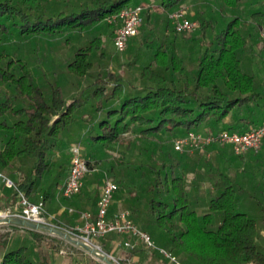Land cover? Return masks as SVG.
Returning <instances> with one entry per match:
<instances>
[{
	"label": "trees",
	"instance_id": "obj_1",
	"mask_svg": "<svg viewBox=\"0 0 264 264\" xmlns=\"http://www.w3.org/2000/svg\"><path fill=\"white\" fill-rule=\"evenodd\" d=\"M158 1L167 13L190 0ZM212 1L216 15L197 14L199 30L188 39L198 46L195 69L189 70L178 53L177 33L168 20L171 34L152 41L149 34L144 36L145 51L138 49L129 63H140V74L132 82L109 64L116 59L107 54L104 37L114 41L116 26L109 22L114 15L150 0H0V88L4 91L0 172L14 179L32 203L36 199L53 202L60 197L69 170L57 166L53 156L81 122L86 130L82 156L90 169L104 168L110 176L127 167L138 172L140 192L131 194L134 221L181 262L264 264V199L252 205L253 197L240 178L220 172L209 189L208 212L199 215L193 204L203 182L201 162L174 150L175 140L202 128L204 133H247L264 124V85L258 74L243 68L247 49L252 40L258 42V29L264 24V0ZM246 3L253 6L248 12L254 25L240 16L226 17V11ZM142 17L141 29L151 19L146 11ZM209 30L216 33L206 40ZM135 37L129 40V50L136 48ZM73 46L60 62L77 81L71 82L76 91L68 100L50 59L56 48ZM116 147L118 158L109 164V153ZM132 150L142 156L136 164L126 162ZM215 152L225 156L223 151ZM239 173L247 174L242 169ZM188 174L195 176L190 187ZM102 179V174L86 175L81 192L74 196L79 202L68 203L73 197L62 201L95 215L100 191H90L89 186L99 185ZM5 190L13 205L18 193ZM57 219L58 227L62 228L61 222L74 228L79 215L65 211ZM8 227L26 236L4 242L0 264H54L36 248L45 234ZM132 252L139 264L151 258L163 263L158 253L148 255L140 246Z\"/></svg>",
	"mask_w": 264,
	"mask_h": 264
},
{
	"label": "rangeland",
	"instance_id": "obj_2",
	"mask_svg": "<svg viewBox=\"0 0 264 264\" xmlns=\"http://www.w3.org/2000/svg\"><path fill=\"white\" fill-rule=\"evenodd\" d=\"M146 8V12L150 13V23L149 25H144L142 29H140V33L135 37L137 44L136 48L134 47L132 50H129L130 44L128 42L127 49L123 53H119L116 51L114 43L110 40L104 37V46L105 50L108 55L114 56L115 61L110 62L109 64L112 65V68L121 71L123 77L127 81H134L136 78H138L140 74V63H136L134 65L129 66V63H132L134 58L136 57V51L138 49H141V52L145 51V46L142 45V40L144 36L149 34V40H160L164 34H171V27H166L167 21L169 19V15L172 13L170 12H164V10L161 8L160 3L158 0H150V3H142ZM187 12V17L192 21L196 22L195 18L197 14H200L201 16H206L209 18L210 16L216 15V4L212 0H190L183 6ZM253 6L249 3L243 4L240 7H238L236 10L233 11H226V17L230 18L233 16H240L243 21L246 22L247 25H254V23L251 22V15L250 12H248ZM171 22V20H170ZM198 24V23H197ZM263 27L258 29V42L253 43V40L251 41L250 48L247 49V56L244 58V65L243 68L246 72H254L258 74V79L262 82V85H264V60L261 58L264 56V48H263V42L260 37V33L262 31ZM199 30V24L197 26V29L192 33H177L176 37V45L178 53L185 59L186 65L189 70H194L196 67V51L198 49L197 44L194 42L188 41V39L193 36L194 34H197L196 32ZM249 32V31H247ZM216 33V31L211 32L210 30L205 36L206 40H210L212 36ZM197 37L199 35H196ZM255 42V41H254ZM59 46V45H58ZM35 46L30 47V50L33 54L36 55ZM252 47V51H251ZM194 48V49H192ZM74 50L73 47L67 48H56L55 49V55L52 57L51 60V67L56 71L57 73V79L62 82L63 86V92L65 95V98L70 100L71 94H73L76 89L71 85V82L75 83L77 82L75 78L69 76L66 74V71L64 68L60 65V62L68 56L69 53H72ZM45 51V50H44ZM46 60H49L48 54H45ZM37 65V64H36ZM123 66V68H122ZM43 67V65H42ZM46 70V67H43ZM48 77L53 80L51 77V74H48ZM3 89L0 88V100L3 97ZM85 125L83 123H79L74 129L70 132V136H67L64 140V145L61 147L60 150H58L55 155L53 156V161L56 162V165H64L66 169H69L71 158L70 154V148L72 146H80L82 150V155L86 153V147L83 143H81V140L84 137L85 134ZM200 132L204 133L205 128H202ZM216 147H211L207 149L205 152H189L186 153V155L192 159V160H200V166L199 169L203 171L202 179L203 182L200 186L199 192H198V201L194 202L193 209L197 211L199 215H203L208 212V201H209V189L211 188L212 183L216 182L219 178L220 172H225L227 174H231V171H227L230 169V162L232 158H238L234 155H231V150L227 146L222 145H214ZM118 148L116 147L112 149L109 153L108 162L109 164L113 163L112 158L116 157L118 158ZM120 149V148H119ZM216 150H220L225 152V157L228 158V161H218L216 160ZM142 159V156L138 155V150H132L129 151L126 157V162H132L133 164H136ZM238 160V159H237ZM205 164V165H204ZM227 165V166H226ZM203 166V167H202ZM138 172L134 171L131 167L123 168L120 170H115V175L110 176L104 168H97L91 172H89L87 175L91 174H102L103 179L101 180V183L97 186L90 185L89 190L93 191L94 188H98V190L101 193V188L105 179V176L112 179L116 184L118 183V180H121L123 183L117 184L118 186V192L116 193L114 197V208H111L110 206V214L117 212V210L121 211H129L131 213V218L133 223L139 227V225L134 221V214H133V199L131 198V194L135 195L140 192V188L138 186L140 178L138 177ZM16 175L19 177L20 172H16ZM236 175H232V177H235ZM245 176H242L244 178ZM187 182L188 186L190 187L191 182L194 180L195 176L194 174H188L187 175ZM143 179V178H142ZM14 182H16L14 179H11ZM84 186V185H83ZM81 192V191H80ZM79 192V193H80ZM78 193V194H79ZM77 194V195H78ZM194 196V194H193ZM60 200H62L61 197H59ZM37 203L41 202L40 199L35 200ZM79 199L72 198L69 200L68 203H78ZM10 201L5 204L3 201L0 200V211H3L7 208H9ZM68 207V206H66ZM46 209L49 214L53 216V213L51 210L49 211V207L46 206ZM68 209H72V214H80V212H91L90 209H81L77 210L75 206H69L65 211H68ZM55 210V209H54ZM70 212V211H69ZM97 212V210H96ZM56 220L57 217L53 216ZM80 224V218L78 221V224ZM60 226L63 229H69V225L63 224L60 222ZM140 228V227H139ZM141 229V228H140ZM154 229V228H153ZM153 229H149L150 231H153ZM145 232L150 233L148 230H143ZM157 231V232H156ZM155 233L159 234L158 230H156ZM24 236H26V233H23L22 231H13L8 226H0V257L1 254L4 252V242H14L18 239H22ZM155 242L157 243L156 239L153 238ZM120 240H117L116 238H107L106 241L100 240L98 242H95L98 246L102 248V250L112 256L117 264H139V262L135 261V258H133V252L131 250H128L126 248L118 246V248L115 249H109V245H112L113 242L119 244ZM160 242V241H159ZM36 248L39 250L42 254V256L47 257L50 261H52L54 264H103L100 260L94 258L90 254H88L86 251L76 248L73 245H71L68 242H64V240L58 239V237L45 234L41 238H39L38 243H36ZM158 246H162L159 243H157ZM163 248L165 246H162ZM166 249H169L165 247ZM62 250L65 253H62ZM82 254V255H81ZM148 255H150L148 253ZM176 255V254H175ZM174 255V256H175ZM177 256V255H176ZM149 258V256H148ZM178 259H180L179 256H177ZM137 260V259H136ZM163 260V263L156 262L153 258L150 260L148 259L145 262H142L140 264H168L166 260ZM188 264H192L191 262H188Z\"/></svg>",
	"mask_w": 264,
	"mask_h": 264
},
{
	"label": "built area",
	"instance_id": "obj_3",
	"mask_svg": "<svg viewBox=\"0 0 264 264\" xmlns=\"http://www.w3.org/2000/svg\"><path fill=\"white\" fill-rule=\"evenodd\" d=\"M145 10L146 8L142 5L124 9L114 15L109 21L116 26L113 43L117 52L123 53L127 49L129 40L140 33L143 24L142 13ZM169 19L177 33H192L198 26L197 22H192L187 17L184 7L172 12L169 15ZM260 37L264 48V28L260 33ZM214 145L229 146L233 155L237 157L249 153L258 154L264 146V124L247 133H232L225 130L217 133L191 132L174 141V150L180 154L195 151L205 152ZM70 154L71 163L67 178L59 194L61 198L65 199H70L81 191L84 185V178L92 171L82 156L80 146H72ZM0 187L15 190L18 193L16 202L9 208L0 211V220L15 218L34 224L56 227L100 251H103L102 248L95 242L115 234L124 238L119 243L120 247L133 251L140 246L150 254L158 253L168 264H186L181 262L167 249L159 247L149 233L136 226L131 219L129 211L110 214V206L118 192V186L107 176H105L101 188L95 215L91 212H80V224L69 229L58 227L55 223L56 219L48 213L44 202L32 203L23 192L18 190L14 182L1 172ZM0 226L10 225L2 224ZM62 253L65 252L62 250Z\"/></svg>",
	"mask_w": 264,
	"mask_h": 264
},
{
	"label": "crops",
	"instance_id": "obj_4",
	"mask_svg": "<svg viewBox=\"0 0 264 264\" xmlns=\"http://www.w3.org/2000/svg\"><path fill=\"white\" fill-rule=\"evenodd\" d=\"M237 159L232 158V160L230 162V165H231L230 169L227 168L228 169L227 171H231L232 175L235 174L236 176H238L240 178V180H239L240 184L244 185V187L249 190L250 195L253 197L252 199H249V203H251L252 205L253 204L255 205L259 201V198L264 199V146L258 154L249 153V154H246L243 157L237 158ZM216 160L228 161V158H226L225 156L223 157V156L217 155ZM239 169H242V171L247 172V174L241 175L239 173ZM242 176H245V177L241 179ZM6 194H7V192H6L5 188L0 187V200L3 201V203H5V204L8 203V198H7ZM114 205H115L114 202H112L111 208H114ZM46 206L49 207V211L51 210V212L53 213V216H56L60 220L61 215L65 212V210L70 205H68L67 202L66 203L63 202L58 197L53 202L47 203ZM66 206H68V207H66ZM70 210H72V209H68V211H70ZM119 211L120 210H117V212H119ZM117 212H115V213H117ZM112 214H114V213H112ZM261 230L264 234V227H261ZM58 239L64 240V239L59 238V237H58ZM122 239H124V238L121 237L119 243L122 241ZM64 242H67V241L64 240ZM118 246H119V244L113 242V244L110 247L115 249V248H118ZM135 261L139 262V259L135 258Z\"/></svg>",
	"mask_w": 264,
	"mask_h": 264
},
{
	"label": "water",
	"instance_id": "obj_5",
	"mask_svg": "<svg viewBox=\"0 0 264 264\" xmlns=\"http://www.w3.org/2000/svg\"><path fill=\"white\" fill-rule=\"evenodd\" d=\"M2 224L21 227L27 230L36 231L42 234H49V235L62 238L66 240L68 243H70L71 245H73L74 247L86 251L88 254H90L94 258L100 260L103 264H117L114 258L110 256L109 254L86 244L82 240L74 238L71 234H69L68 232L62 229H59L56 227H49V226H45L41 224H34V223H31V222H28L22 219H15V218H10L7 220H0V225Z\"/></svg>",
	"mask_w": 264,
	"mask_h": 264
}]
</instances>
